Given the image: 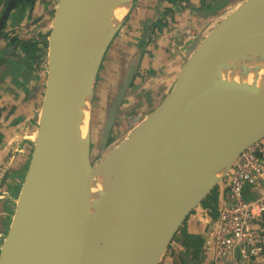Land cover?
I'll return each instance as SVG.
<instances>
[{"label": "water", "instance_id": "95a60500", "mask_svg": "<svg viewBox=\"0 0 264 264\" xmlns=\"http://www.w3.org/2000/svg\"><path fill=\"white\" fill-rule=\"evenodd\" d=\"M106 1L59 0L55 8L34 151L6 236L12 250L5 263L0 250V264L24 258L34 264H160L240 156L264 140V0H246L196 41L166 98L123 140L110 143L121 114L130 110L145 50L120 59L116 83L102 89L106 106L94 150L98 78L135 2L100 57L86 119L92 38ZM159 18L146 28V42ZM252 45L262 53L251 52ZM115 149L121 150L119 181L106 222L94 166ZM25 228L39 240L29 242ZM104 232L108 252L98 256Z\"/></svg>", "mask_w": 264, "mask_h": 264}, {"label": "crops", "instance_id": "0c3cea01", "mask_svg": "<svg viewBox=\"0 0 264 264\" xmlns=\"http://www.w3.org/2000/svg\"><path fill=\"white\" fill-rule=\"evenodd\" d=\"M158 1L159 0H140V8L138 7L137 13L134 15L136 8L133 7L132 12L125 23L124 29L122 30L125 34H127V31H132L131 36H135L137 33L140 34L141 40H139V42H141L142 45L137 46V48L133 47L132 49L133 52L137 50H145L139 69L144 68L146 72L148 69L151 70L150 68L157 67L165 71L160 64L159 66H154L156 64L154 63V60H156V58H166V56L170 54V39L172 37L174 38L175 35H180V32L182 31L183 33L181 35L185 34L187 36V39L183 37V42H188L183 46V49L179 47L180 50L175 58L171 56L173 58L172 63L174 64V67H172L171 63L169 67L165 66L166 70L171 69L169 79H166L167 84H163L160 88H157L156 92L150 90L156 88L152 82L153 79L150 80L147 87L143 88L141 81L148 78L142 79L139 74L136 75L134 83L131 86L132 95L135 93L134 90H137L138 88L143 90L138 95L134 96V99H132V97L129 99L128 107L142 105L143 113L149 111L152 107H156L158 103L155 105V101H157L160 96L163 97V100L169 94L170 90H172L171 88L176 83L183 64L190 55L192 48L196 45V41L202 37L203 40L205 39L204 35L196 38L195 36L197 33L200 30H203V32L207 31L209 33L210 30L213 29L212 27L214 26L213 21L216 17L215 15L222 12L226 17L246 0H212L211 3L207 0H188L192 6H189L188 2L182 3L180 6V8L183 7L180 10L181 12H176L175 19H173L179 22L177 29L165 28L161 35H159L156 39L157 45L148 46L149 44L145 42L143 37L144 30L148 23L150 24L159 16L157 10L152 13L150 9L154 4H158ZM160 2L163 3V10L166 11L169 8H172V5L168 0H160ZM209 12H213L214 15H210L209 17ZM50 18L51 17L49 16L48 19ZM195 32L197 33L195 34ZM120 40H122L121 35L117 38V43L115 45H118ZM5 47L6 45L3 42H0V59L7 54V49L5 50ZM118 60L120 61V58ZM118 60H112V64L115 62L118 63ZM114 73L115 72L109 73V75ZM114 76L118 78L120 74L115 73ZM5 84L9 85L7 81H3V78L0 76V109L4 108L6 105H10L13 111L11 115H6L1 118L0 132L3 135V140L0 145V174H4L6 171L9 172L5 188L10 194L8 199H11V196L16 197V193L21 190L22 182L24 180V176L22 177V175L26 174L34 151L35 135L40 114L39 110L42 107L43 100V91L41 88L43 85H41V83L37 80L24 82L22 77H20V79L18 77L15 78V82H12L13 87L11 86L10 88L5 89ZM165 85L166 87H164ZM35 86H37V89H35ZM99 89L102 93L103 85L100 87L97 84L95 97ZM148 91H150L152 95L151 98H149L150 102H145L144 95L146 94L147 96L149 93ZM125 113L126 112L123 111L121 116ZM12 115H15V117H13V120L10 121L9 118H11ZM260 144L264 148V140L261 141ZM227 194L228 193H225L220 206L226 200ZM257 194V190L252 188L246 189L245 191L246 199H253L257 196ZM16 202L13 203L11 200L0 199V250L4 238L7 236L10 221L14 215L13 211L16 207ZM204 216L205 214H201L200 212L194 213L188 219L184 233L191 237L204 239L208 230L207 223L210 221L209 220L207 222ZM258 228L264 234V224L259 225ZM183 240L184 237L180 234L178 240L171 244L168 252L163 257L161 264H184L185 261L192 260L193 255H187V251L183 247ZM212 261L213 258L210 255H207L204 251L198 260V264H212ZM231 264L250 263L244 262L240 258L239 254L236 253L235 260L233 259Z\"/></svg>", "mask_w": 264, "mask_h": 264}, {"label": "built area", "instance_id": "2783aa9c", "mask_svg": "<svg viewBox=\"0 0 264 264\" xmlns=\"http://www.w3.org/2000/svg\"><path fill=\"white\" fill-rule=\"evenodd\" d=\"M228 190L218 218H210L204 251L212 264H231L236 253L250 264H264V148L247 149L226 176ZM255 189V198L246 199V189ZM206 214V213H204ZM207 215V214H206Z\"/></svg>", "mask_w": 264, "mask_h": 264}, {"label": "rangeland", "instance_id": "374dc122", "mask_svg": "<svg viewBox=\"0 0 264 264\" xmlns=\"http://www.w3.org/2000/svg\"><path fill=\"white\" fill-rule=\"evenodd\" d=\"M207 1L210 2V3L212 2V0H207ZM49 3H51V9H50V17H51V20L48 19V22L47 23H48V25H50V28L48 30L51 31V29H52L51 22L54 20L55 8L58 5L59 0H49ZM140 4H141L140 3V0H135L133 7L136 8V11L134 12V15L137 13L138 7L140 8V6H141ZM188 4H189V6H192L190 4V1H188ZM183 6H185V5H183ZM182 8L175 7V12H174L173 19H175L176 12H181L180 10ZM150 9H151L152 13L153 12H156V10H157V13L159 14V17L160 18H161V16L164 15V12H165V10H163V3L160 2V0L158 1V4H154L153 6H151ZM210 15L213 16L214 15L213 12H209V17H210ZM215 16L216 17H215V19L213 21L214 26L212 28H214L220 21H222L225 18V15L222 12L221 13H218ZM43 22H44V20H43ZM177 25H179V22L173 20L171 22V24H170V27L173 28V29H177ZM196 31H197V29H196ZM49 32H48V34H49ZM131 33H132V31H127V34H125V32L122 31V33H119L116 36L115 40L112 42V45L110 46V50L106 53L105 67L102 69L101 76L99 78L98 85L100 87L102 85L103 86L104 85L106 86L107 84H109V85L110 84H113L114 85L116 83V80L115 79H117L114 76V74L117 73L116 70H118V63L121 61V60L119 61L118 59L119 58L122 59V58L126 57L132 51L133 47H136L137 48V46L142 45V43L139 42V40H141L140 34L137 33L138 35L136 34L135 36H131ZM182 33L183 32L181 31L180 32V35H175V37H174L175 39L173 37L170 39V41H171L170 54L167 55L166 58H163V59L162 58H160V59L156 58V60H154V63H156L154 66H159V64H160V66L162 68H164L165 71H163V69H159L157 67L150 68L151 70L148 69L146 72H145L144 68L143 69L142 68L138 69V72H139L138 74L140 75V77L142 79L148 78L146 80L141 81V83L143 85V88H145V87L148 86L147 84L150 83V80L151 79H153L152 82L154 83V86H156V88H155L156 90H157V88H160L163 84H167L166 83V79H169V73H170L171 69L166 70L165 69V66H168L169 67V65L171 63L172 67H174V64L172 63V60H173L172 57L175 58L177 56V54H178V51L180 50L179 47L183 49V46L188 42V41H186L185 43L183 42V40H184L183 37L185 39H187L186 38L187 36L185 34L181 35ZM196 33L197 32H195V34ZM207 33H208L207 31L206 32H203V30H200L195 37L198 38L199 36L204 35V38H205V36L208 35ZM120 35L122 36V40H120V42H119L118 45H115L117 43V38ZM172 40H173V43H172ZM154 42L156 44V41H154ZM155 44H151V45H154L155 46ZM112 60H115V61L118 60L119 62L118 63L115 62V63L112 64ZM119 69H120V67H119ZM112 72H115V73L109 75V73H112ZM95 77H96V75H95ZM94 83H95V78H94V82L92 84V93H93ZM174 86H175V84H174ZM164 87H166V85ZM173 87L171 89H173ZM142 90H140V88H138L135 91L134 95L132 96V99H134L133 97L136 96V95H138ZM109 91L111 93H114L113 90H109ZM170 92H171V90H170ZM91 97H92V94H91ZM149 97L150 96H148V94H147V96L144 97L145 98V102H150L149 101ZM90 104H91V98H90ZM105 106H106V99L104 101L103 94L100 92V89H99L97 91V95H96L95 100H94V103H93V109H92V114H91V123H92V128H93V131H94V140H93L94 141V150H95V148L97 149V141H98L97 140V133H98V130L102 127L101 125L103 124V121H104V118L103 117H104ZM154 108L155 107H152V108H150L149 111H146V112L143 113L142 105L141 106L140 105L130 106V108H129L130 110L128 112H126L125 114H123L121 116V118L116 123L115 130L113 132V137H112V139H114L113 142H117V141L123 140V138L126 137L129 134V132L136 125H138L144 118H146L150 114V112H152L154 110ZM13 117H15V115H12V117L9 118V120L10 121L13 120L12 119ZM97 164H99V163H97ZM23 176L24 175H22V177ZM226 176L221 181V183L218 186H216L215 189L212 191V194L215 191L216 199L218 200V212H219L220 203H221V201H222V199H223L226 191L228 190ZM17 199H18V197H16V201H17ZM206 208H204L202 206V207L198 208V210L196 212H194V213H197V212H200L201 214L206 213L207 215L205 214L204 217H205V219L208 222V220L210 218H212V211L213 210L211 208H208V207H206ZM180 234H181L180 232L177 234V238L180 237ZM6 239L7 238L5 237L4 238V241L2 243V246H1V251H2V247L4 246V242H5Z\"/></svg>", "mask_w": 264, "mask_h": 264}, {"label": "flooded vegetation", "instance_id": "af4514ba", "mask_svg": "<svg viewBox=\"0 0 264 264\" xmlns=\"http://www.w3.org/2000/svg\"><path fill=\"white\" fill-rule=\"evenodd\" d=\"M11 1L12 0H7V1L2 0V3H0V22L2 21L4 13L7 9V6L10 4ZM16 2L17 0L13 1L11 9L7 12L3 25L0 28V34L3 32L4 36L7 35V38H8L7 41L4 39H0V42H3L6 45L5 50L7 49L6 50L7 54L0 59V76L3 78V81H7V83L9 84V85L5 84V89L10 88L11 86L13 87L12 82H15L16 77H18L19 79L20 77H22L24 82H28L30 80L39 81L41 85H43L41 86L42 91H43L42 92V97H43L42 105H43L45 95H46V87H47L48 71H49V38L52 32V29L51 31L48 30L50 28V25H48L47 22H48V17L50 16L51 3H49V0H37L35 3V6L32 9L26 8V11L23 13L21 12L19 8L15 7ZM172 8H173V5H172ZM174 12H175V9H174ZM173 16H174V13L167 14V15L164 14V18H165L164 21L167 23L166 29L171 28L170 24L173 21ZM148 26H149V23L145 27L144 34L146 33V28ZM164 29L165 28H163V30ZM163 30L160 31L158 27L156 26L154 27L152 31V35L150 36V39L147 40V42L145 40V42L149 44L148 46H152L151 44H155L154 41H156L157 37L161 35ZM12 38H17L20 40L27 39L28 41L33 42L38 45V49H39L37 53L38 61L34 62L32 69H29L26 67V65H23L24 54L20 50V46L17 45V47H13L9 44V40ZM5 57H8L10 59V63L6 65L3 64ZM35 89H37V86H35ZM150 90L153 92H156V89H150ZM148 92L150 96L149 98H151L152 94L150 93V91ZM145 96L146 94L144 95V97ZM162 98L163 97H160L159 99H157V101H155L156 102L155 105L159 103ZM41 110H42V107L40 108L39 111L41 112ZM12 111L13 110L10 105L8 106L6 105L4 108L0 109V123H1V118L6 115L7 116L11 115ZM0 127H1V124H0ZM8 175H9V172L7 171L4 174L2 173L0 174V199L1 200H11L13 203H15L16 197H19L20 191L16 193L17 195L16 197L11 196V199H8L10 194L6 191V188H5L6 187L5 185L7 184V180H8ZM25 175H24V178H25ZM6 176L7 178L5 180V183L3 184V180ZM12 197H13V200H12ZM15 209L13 211L14 213H15ZM11 222H12V219L10 221V225H11Z\"/></svg>", "mask_w": 264, "mask_h": 264}, {"label": "bare ground", "instance_id": "6f19581e", "mask_svg": "<svg viewBox=\"0 0 264 264\" xmlns=\"http://www.w3.org/2000/svg\"><path fill=\"white\" fill-rule=\"evenodd\" d=\"M133 0H107L103 5V13L98 16L99 27L96 29L92 38V50H93V62L88 74V84L86 88V114L85 118H89L90 110V98L92 94V84L94 82L95 75L97 73L100 57L106 47L107 42L112 37L114 31L125 20ZM251 52L262 53V48L258 45H252ZM121 158V150H109L104 156L102 163L94 166L95 173V185L97 193L100 198V202L105 207L102 213V219L109 222L112 217L111 209L114 203V197L116 196L118 181H119V163ZM23 233L29 242H36L39 240L37 234H29L28 228L23 230ZM104 232L99 238L97 255L104 256L108 252V241ZM12 250V244L7 238L2 247V259L5 263L6 258L9 256ZM20 264H34L33 259L24 258Z\"/></svg>", "mask_w": 264, "mask_h": 264}, {"label": "trees", "instance_id": "16d2710c", "mask_svg": "<svg viewBox=\"0 0 264 264\" xmlns=\"http://www.w3.org/2000/svg\"><path fill=\"white\" fill-rule=\"evenodd\" d=\"M7 1V0H6ZM37 0H17L15 7L19 8L21 12H25L26 8L32 9L35 6ZM171 5H173V8H169L164 12V14H173L174 13V6L180 7L182 3L188 2V0H168ZM0 3H2V0H0ZM164 15L161 16L155 23L154 27H158V29L161 31L163 28L167 27V23L164 21ZM53 22V21H52ZM0 39L8 40L7 35L4 36V33L2 32L0 34ZM9 44L13 47H17V45L20 46V50L24 54V60L23 65H26L27 68L32 69L34 62L38 61L37 53L39 51L38 45L28 41L27 39H17L12 38L9 40ZM10 63V59L8 57L4 58L3 64ZM100 78V76H99ZM98 78V79H99ZM3 135L0 133V143L2 142ZM114 139H111L110 143H112ZM202 206L204 208L208 207L211 208L212 211V218L216 219L218 218L219 212H218V200L216 199L215 191L202 203ZM220 208V207H219ZM207 209V208H206ZM187 222L184 224L183 228H181L180 233L183 235V247L187 251V255L191 254L192 260L185 261L184 264H198V260L200 259V256L202 254L204 239L198 238V237H191L188 234H185V226ZM178 240L177 236H175L173 242H176ZM161 264V263H160Z\"/></svg>", "mask_w": 264, "mask_h": 264}]
</instances>
